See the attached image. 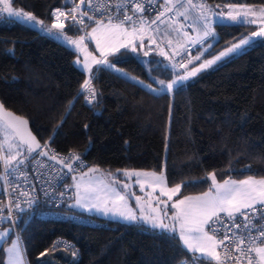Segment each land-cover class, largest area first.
I'll return each instance as SVG.
<instances>
[{
	"label": "trees",
	"instance_id": "trees-1",
	"mask_svg": "<svg viewBox=\"0 0 264 264\" xmlns=\"http://www.w3.org/2000/svg\"><path fill=\"white\" fill-rule=\"evenodd\" d=\"M207 2L264 6V0ZM68 7V0H14V8L33 13L47 28H51L53 11ZM85 26L68 23L63 31L76 39ZM253 29L244 24L214 27V37L205 42L212 41L213 46L204 53L216 55ZM142 43L143 53L138 48L136 56L128 47L109 60L145 83L152 77L170 82L175 74L167 60L156 46ZM197 48L203 49L196 46L190 56L198 54ZM75 58L76 53L60 38H49L40 28L5 13L0 19V101L29 122L41 145L48 142L58 154H78L88 163L83 171L163 172L170 187L182 184L181 196L208 190L210 172L220 182L249 175L264 178V39L178 85L171 94H152L115 70L98 71L93 81L97 99L92 105L80 94L86 76ZM122 173L117 174L119 180ZM108 225L77 226L70 220L39 221L27 216L18 225L21 251L26 264H70L71 259V264L188 260L174 236L142 225ZM58 237L76 247V259L53 249ZM0 264H4L3 247Z\"/></svg>",
	"mask_w": 264,
	"mask_h": 264
},
{
	"label": "snow or ice",
	"instance_id": "snow-or-ice-1",
	"mask_svg": "<svg viewBox=\"0 0 264 264\" xmlns=\"http://www.w3.org/2000/svg\"><path fill=\"white\" fill-rule=\"evenodd\" d=\"M88 6H92V0H87ZM152 3L153 0H148ZM85 4V0H80L78 4L70 9V12H66L61 9L53 11L52 15L54 20L51 28H46L43 20L37 18L33 13L24 11L22 9L14 8V0H0V15L7 13L9 18H15L18 21L28 23L32 27L39 26L40 31L47 37L53 39L63 38V41L68 45H72L76 50L85 54L83 61L82 72L87 73L88 76L81 85V93H87L84 98L89 105L97 99L96 91L93 87V81L95 74L98 71L104 69L115 70L120 73V69L115 63L109 60L110 56H116L120 53L121 49L128 48L132 44V38L140 35L150 25H145L143 22L140 25L139 30L136 29L135 24L132 25L133 30L128 31L127 27L124 26V22H132L133 16L124 14V21L114 22L112 17L109 15L108 22L102 23L103 13L100 8H97V12H101L100 17H95L94 14L90 13L87 8L82 9L81 5ZM127 0H124L122 5H117V8L126 6ZM179 4L178 8H175V16L184 17L188 19L189 9L186 7L181 0H164V4L161 7L164 11H161L151 24H156L157 21L164 23L161 19L166 13H171L174 10V6ZM187 4L191 5L192 8L199 9V15L197 23L193 25V31L197 32L196 37H192L188 32H183L182 35L187 37L188 42L193 45H200L207 51L213 45L211 43H205L208 37H214V27L227 26L231 24H244L252 23L255 24L256 19H249V16L256 17L258 14L251 10V6L237 5L229 3L226 6L229 9H241L240 11H229L228 13H216L211 8L207 0H200L199 4L194 3V0H187ZM173 5V6H168ZM134 12L145 11L144 6L135 2L133 4ZM69 15L73 22L83 24V17L87 16L88 20H94L96 27H92L90 32L86 35H80L78 38L73 39L69 37L63 30L66 25L65 20L69 19ZM259 16L261 20H264V6L261 7ZM63 17V20L61 19ZM174 20L175 17H169ZM52 29H57V32H53ZM179 33V29H174ZM253 37H264V27H260L259 30L253 31L249 37H241L239 42L231 44L230 47L225 48L216 55H212L211 58H205L198 66L193 67L191 70H186L183 73H177L170 82H166L164 79H152L150 83L145 84L144 81H137L135 77H129L126 73L123 74V78L126 81L138 83L140 87L146 89L152 94H160L162 92L173 93L176 91L178 85L186 84L191 78L196 77L199 73L206 71L218 65V62H222L225 58L243 54L249 47L254 46L256 41ZM90 38L96 43V50L100 54V58L92 55L91 52L87 51L85 41ZM155 42V41H150ZM171 44V41H169ZM143 47V43L140 45ZM183 47V45H181ZM133 52L137 49L135 46L131 48ZM204 51H200L197 48L199 54L191 56L187 64H191L193 60L200 61L204 55ZM147 55V52H145ZM164 55V52H161ZM180 55L179 52H174L173 56ZM209 55H211L209 53ZM89 57L91 62H89ZM165 58L168 57L165 55ZM183 56H181V61ZM77 65H80V61H76ZM187 64L177 61L172 64V68H177V65L181 69H187ZM102 66V67H93ZM153 84H158L159 87H154ZM79 95V94H78ZM71 104L69 106V110ZM0 132L3 133L4 141L8 142V154L3 153V146L0 145V160H3L6 171H12L13 162L17 165L25 164L26 159L31 157L34 161L36 156H46L50 160L56 161L61 164L62 167H66L69 172L75 170L76 165L73 162L80 161L81 158L78 154L70 153L66 158L61 159L53 149L50 148V144L46 142L41 143L28 131V121L15 115L11 111L4 108L3 104H0ZM19 141L16 143V141ZM11 141V142H9ZM22 146H25L27 153L22 151ZM15 149V151H13ZM39 150V151H37ZM35 153L36 156L32 154ZM23 156V159L18 157ZM72 161V162H70ZM19 171V169H16ZM98 169H88V172H83L82 176L88 175V173L96 172ZM124 175L128 178L136 177V183L140 185L141 191L145 189V183L152 187L153 191L159 189L161 196H167L168 200L171 201L174 196L181 192L182 184H177L175 187H168L166 178L163 172H141L136 170H124ZM63 178V177H62ZM141 178H144L143 180ZM74 181V187L76 189V203L75 205H69V207H79L85 211L95 210L98 214L102 213L104 216H111L112 219L122 220L124 222H141L150 224L153 229H160L161 232H168L175 234L179 233V239L183 242L184 246L189 252L194 255L200 254V259L203 260L205 257L216 261V264H220V253L217 249L228 245L226 241H230L236 251L244 252L245 249L241 247L246 241L248 242L247 252H255V257H249L248 264H264V227L259 229L256 228L254 222L249 218V215L244 210L250 209L253 212H259L260 209H256L254 206L264 205V178L256 179L249 175L246 179L236 180L231 177L224 179L222 182L218 181L217 176L214 172H210L207 175V179L211 181V186L208 191L198 196H184L182 199L176 200L171 204V208L175 211L169 216L167 211H160L157 216H145L141 214L139 217L137 214L126 204V196L120 191L110 186H105L103 190L97 188L95 185H83L80 182H76V176L72 177ZM112 184L120 183L117 177L113 176L111 180ZM69 186V187H73ZM123 187L127 189L128 183H124ZM82 190V191H81ZM32 191H35L33 189ZM68 191L66 187L65 192L60 195L63 197ZM101 191L103 195H101ZM24 196H29L30 193H22ZM45 195H49L45 191ZM137 206L141 197L136 196ZM34 198H30V202H33ZM158 207V205H157ZM19 208V205H17ZM156 209H154L155 211ZM223 214V215H221ZM243 216L244 223L241 225L239 217ZM165 217H168L173 221L172 226H169L165 222ZM227 217L231 225L225 221ZM9 218H11V209L9 210ZM243 227L244 232L238 231ZM233 229L237 231H233ZM223 230V236L220 235ZM259 233L257 237L254 235L255 232ZM231 233V235H229ZM7 236V232H0V239H4ZM250 238V239H249ZM19 240H13L12 246L6 251L10 254L9 264H21L20 253H19ZM42 255H44L42 253Z\"/></svg>",
	"mask_w": 264,
	"mask_h": 264
},
{
	"label": "built area",
	"instance_id": "built-area-1",
	"mask_svg": "<svg viewBox=\"0 0 264 264\" xmlns=\"http://www.w3.org/2000/svg\"><path fill=\"white\" fill-rule=\"evenodd\" d=\"M77 1L78 3L80 2V0ZM123 2L124 0H92V6L89 7L87 0H85V4L81 5V8H87L88 11L94 14L95 17H100L103 13L102 23L105 24L108 22L109 15L112 17L114 22L124 21V14L126 12L127 15L133 16L134 19L132 22L125 21L124 24H135V26L138 27V30L142 22L146 26L150 25V30L148 27H145L142 35L151 34L152 27L161 23L160 21H157L156 24H151V21L154 20L161 11H164V8L161 7V4L157 0H153L152 3H149L148 0H127L126 6H121L118 9L117 5H122ZM135 2L141 3L144 6L145 11L134 12L133 4ZM181 2L184 3L188 8L187 2ZM178 7L179 4H176L174 6L173 12L166 13L161 19L173 29L180 30L179 33L181 34V37L184 38L186 43V51L181 53L174 63L180 61L187 64V61L190 58V52L193 50L194 46L188 42L187 37H184L182 33L188 32L192 37H196L197 33H191V25L193 26V23L190 15H188L187 20H185L184 17L175 16V8ZM97 8H100L102 13L97 12ZM2 16L3 14L0 15V19ZM84 17L87 18V16ZM169 17H175V19L171 20ZM88 22L96 24L95 19L88 20ZM160 49L168 57L167 51L164 49V47H160ZM181 56H183L182 61ZM177 68L181 69L178 67V65ZM83 94L85 96L87 93ZM55 153L57 152L55 151ZM70 153L57 154L61 159H63L66 158ZM32 155L36 156L35 153ZM81 161L82 165L80 164V161L73 162L76 167L75 170L71 172L72 174L81 173L88 166V163L84 159L81 158ZM11 167V172L6 171L3 160H0V229L4 227L11 228L14 237L19 241V220L27 216L34 217L39 221L70 220L77 226L99 228L109 227L108 222L110 221L98 219L95 216L78 214L73 211L71 207H69L74 197L73 187H69L73 186L70 180L71 174L64 171L55 163L47 160L44 156H36L34 161L31 159V157H28V159L25 161V164L17 165L14 163ZM16 169H19V171ZM66 187L68 188V191L62 197L60 194L65 192ZM33 189H35V191H32ZM45 191L49 195H45ZM25 192L30 193V197L22 195V193ZM30 198H34L33 202H30ZM17 205H19V208H17ZM254 207L256 209H260V211L253 212L250 209H246L244 211L248 213L249 218L254 222L256 228L259 229L264 227V205H257ZM10 209L11 218H9ZM239 220L241 225H243V216H240ZM225 221L231 225V222L228 221L227 217H225ZM233 231L237 230L233 229ZM238 231L244 232L243 227H241ZM223 234L224 233L222 230L220 235L223 236ZM229 235H231V233H229ZM254 235L258 237V231L255 232ZM225 243L228 245L227 248L221 246V248L218 249V252L220 253V264H248L249 257H255V252H247V241L241 245V247L245 249L244 252L236 251L234 245L230 241H226ZM53 249H57L65 255H71V258L76 259V247L71 244L70 241L62 237H58L53 241ZM187 255L188 260L180 264H201L195 256L190 254ZM71 260L70 264L72 263ZM214 264H216V262ZM253 264H255V260L253 261Z\"/></svg>",
	"mask_w": 264,
	"mask_h": 264
},
{
	"label": "rangeland",
	"instance_id": "rangeland-1",
	"mask_svg": "<svg viewBox=\"0 0 264 264\" xmlns=\"http://www.w3.org/2000/svg\"><path fill=\"white\" fill-rule=\"evenodd\" d=\"M157 1H159V3L161 5L164 4V0H157ZM181 1L187 2V0H181ZM68 2H69L71 7H68L66 9H61V10H64L66 12H70V9L72 7H74L75 4H78L77 0H74V1L68 0ZM194 3L199 4L200 0H194ZM168 6H171V5H168ZM210 6L214 10V12H216V13H221V12L228 13L229 11L235 12V11L241 10V9H229L226 5H210ZM247 6H251V10L255 11L258 14L256 17L249 16V19H256L257 22L255 24L244 23V25H252L254 27L253 31H257V30H259L260 27H264V20H261V18L259 16V12H260V9L262 6H258V5H247ZM188 9H189V11H191L195 20L197 21L196 18H198L199 9L198 8L194 9V8H192L191 5H188ZM5 14H7V13H5ZM52 19L54 20V17ZM61 19L63 20V17ZM82 19L84 21V24H86V26H85L86 29L84 28L85 29V35H86L87 32L91 31L92 27H96V24L89 23L86 17H83ZM53 20H52V22H53ZM194 22L195 21H192L193 25H195ZM64 23H65V25L68 23H73L70 15H69V19L65 20ZM124 26L127 27L126 25H124ZM35 27L40 28L39 26H35ZM84 29H83V32H84ZM136 29L138 30V27H136ZM191 29H192L191 33H193V34L197 33L195 31H193L192 25H191ZM128 31L131 32L132 30L128 29ZM83 32H82V34H83ZM251 33L247 37L251 36ZM139 36H140V38L137 41L139 43V45L135 46V45L131 44L129 46L131 48L133 46L136 47L137 51L133 52V53L137 56L139 54L140 48H141L142 53L144 52V49H142L143 47L140 46L142 42H145L147 45L149 44V45L156 46L160 52H162L160 47H164V49L167 51L168 59L165 58V54L163 56L167 60L171 70L173 71V73L175 75L177 73H183L186 70H191L193 67L198 66V64L201 63L203 61V59L208 58L209 56L212 55V54L206 55L204 53V55L201 57L200 61L193 60V62L191 64H187V69H184V71H182V69H178V68L173 69L172 64L175 62L177 57L180 56V55L173 56V53L179 52L181 54V53L186 51V43H185L184 38L181 37L180 33H178L177 31H174V29L171 26H168L166 23H159L157 26L152 27L151 34L142 35V33H140ZM60 39H63V38L61 37ZM141 39H143V40H141ZM208 39H209V37H208ZM252 39L254 41H259V40L264 39V37H253ZM150 41H155V42H150ZM169 41H171V44L169 43ZM209 43L212 44V41ZM85 44H86V48H87L88 52H91L92 55L100 58V54L96 50L95 41L88 38V39H86ZM181 45H183V47H181ZM69 46L76 53L75 65L77 66V68L81 69L82 65H83V61L85 59V54L76 50L74 46H72V45H69ZM196 46H198V45H196ZM196 46H194V48ZM200 51H204V48ZM204 52H206V51H204ZM211 53H213V52H211ZM231 56L232 55L230 54L229 57H231ZM77 60H79L81 62L80 65H77V63H76ZM89 62H91L90 57H89ZM142 62L144 65L147 64V61L145 59H142ZM193 63H197V64L195 66L191 67L190 65H192ZM93 67L95 68L98 66L93 65ZM119 74L123 75V74H125V72H123L121 70ZM85 76L87 78L88 74L85 73ZM129 77H131V76H129ZM150 79L152 80V79H156V78L152 77ZM136 80L140 81L138 79H136ZM145 84H147V83H145ZM153 86L159 87L158 84H153ZM169 94H171V93H169ZM171 111H172V102L170 104V113H169V117H168V129H169V125H170ZM9 142H11V141H9ZM16 143H18V142L16 141ZM0 145L3 146V153L5 155H7L8 154V142L4 141V136H3L2 132H0ZM13 151H15V149H13ZM22 151L25 153L24 147H22ZM166 155H167V146H166V150H165V154H164V160L166 158ZM22 157L23 156L18 157V159H21ZM14 163L15 162H13V164ZM136 171H140V170H136ZM83 172H88V170L87 171L85 170ZM122 172H118V173H122ZM141 172H146V171H141ZM82 173H78V174L74 173L71 176L73 177L75 175L77 178L76 182H80L83 185H95L97 188H99L101 190H103L105 186H110V187L115 188L116 190L120 191L122 194H124L126 196V201L124 203H126L137 214L138 217L141 214H143L145 216H157L158 217V214L160 211H167L169 216H170L175 211L174 209L171 208V204L174 203L176 200L182 199L184 197V196H181L180 193H178L176 196H174L172 198L171 201H169L167 196H161L160 195L159 189H157L156 191H153L152 187L148 186L147 183H145V189L143 191H141L140 185L136 183V177L133 176L131 178H128L124 175V172L122 173L123 179H120V180L117 177V174H118L117 172L108 173V172L96 171V172L88 173V175H86V176H82ZM113 176L117 177L118 180L120 181V183L112 184L111 180H112ZM72 177H71V183H72V185H74V181H73ZM141 179L143 180L144 178H141ZM124 183L129 184V187L127 189H125L123 187ZM166 183H167V181H166ZM167 186L170 187L168 184H167ZM210 186H211V181H210ZM73 193H74V197H73V200L71 202V205H75V203H76V196H75L76 189L74 186H73ZM101 195H103L102 191H101ZM136 196L141 197V199L139 201L140 202L139 206H137V202L135 201V199H133V197L135 198ZM187 196H190V195H187ZM157 205H158V207H157ZM142 206H144V208H141ZM71 208L73 209V211H75L76 213L81 214V215L95 216L98 219H103L105 221H115L114 219L111 218V216L106 217L102 213L98 214L95 210L89 212V211H85L79 207H71ZM154 209H156V210L154 211ZM164 219H165V222L169 224V226H172L173 221L171 219H169L168 217H165ZM116 220H118V219H116ZM119 221H122V220H119ZM122 222H124V221H122ZM132 223L148 226L151 228L150 224H146L143 221H141L139 223H137V222H132ZM151 229H153V228H151ZM153 230H155V229H153ZM0 232H7V236L4 239H0V247H3V249H4V264H9L10 254L6 250L12 246V241L17 240V239L14 237L13 232H12L11 228H9V227L1 228ZM157 232L162 233L160 229H157ZM163 233L168 234L170 236H174L178 240V242L180 240L178 231L175 234L168 233V232H163ZM18 247H19L21 264H25L26 261H25L24 255H22L20 241H19Z\"/></svg>",
	"mask_w": 264,
	"mask_h": 264
},
{
	"label": "crops",
	"instance_id": "crops-1",
	"mask_svg": "<svg viewBox=\"0 0 264 264\" xmlns=\"http://www.w3.org/2000/svg\"><path fill=\"white\" fill-rule=\"evenodd\" d=\"M125 25V24H124ZM127 26V28L128 29H131V30H133V28H132V25H126ZM89 27V26H88ZM86 29V28H85ZM85 29H84V32H83V34L82 35H85ZM54 31H58L57 29H53ZM130 32V31H129ZM139 38H140V36L138 35V36H136V37H134V38H132V45H136V43H138L137 41L139 40ZM62 41H63V39H61ZM141 40H143V39H141ZM86 42V41H85ZM65 44H67L66 42H65ZM68 45V44H67ZM131 45V44H130ZM69 46V45H68ZM70 47V46H69ZM97 57V56H96ZM98 58V57H97ZM247 177H245V178H241V179H246ZM256 179H261V178H257V177H255ZM241 179H237V180H241ZM209 190V189H208ZM208 190H206V191H208ZM206 191H204V192H206ZM204 192H202V193H204ZM202 193H200V194H196V195H192V196H198V195H201ZM191 196V195H190ZM133 199H135L134 197H133ZM135 201L137 202V200L135 199ZM139 204H140V202H139ZM71 205V204H70ZM257 205H259V204H257ZM257 205H255V206H257ZM141 208H144V206H142ZM72 209V208H71ZM103 220V219H102ZM110 222H116V223H119V224H122V225H126V226H129V225H140V224H136V223H128V222H122V221H119V220H115V221H110ZM142 226H144V225H142ZM145 227H148V226H145ZM152 228V227H151ZM156 231H157V229H155ZM166 235H168V234H166ZM178 241V240H177ZM178 244H179V246L181 247V249L185 252V253H187V254H190V255H193V256H195L198 260H199V262L201 263V264H214L216 261H212V260H210V259H208V258H204L203 260H201L199 257H200V254L199 253H196L195 255L192 253V252H189L187 249H186V247L184 246V244L179 240V242H178ZM217 251H218V249H217Z\"/></svg>",
	"mask_w": 264,
	"mask_h": 264
},
{
	"label": "water",
	"instance_id": "water-1",
	"mask_svg": "<svg viewBox=\"0 0 264 264\" xmlns=\"http://www.w3.org/2000/svg\"><path fill=\"white\" fill-rule=\"evenodd\" d=\"M0 104H2V102L0 101ZM4 106V105H3ZM5 108V107H4ZM6 109V108H5ZM7 110V109H6ZM9 111V110H8ZM12 112V111H11ZM13 113V112H12ZM15 114V113H14ZM16 115V114H15ZM28 131H30L31 133H32V135L33 136H35L34 135V133L31 131V128H30V125H29V122H28ZM36 137V136H35ZM36 139H37V137H36ZM38 140V139H37ZM17 142H19L18 140H17ZM22 147H24L25 148V150L27 151V149H26V147L25 146H22ZM37 151H39V150H37ZM47 160H49V161H51V162H53V163H55L56 165H58L59 167H61L64 171H66L67 173H69V174H72L71 172H69L68 171V169L66 168V167H62V165L61 164H58V163H56V161H54V160H50V159H48V157H46V156H44Z\"/></svg>",
	"mask_w": 264,
	"mask_h": 264
},
{
	"label": "bare ground",
	"instance_id": "bare-ground-1",
	"mask_svg": "<svg viewBox=\"0 0 264 264\" xmlns=\"http://www.w3.org/2000/svg\"><path fill=\"white\" fill-rule=\"evenodd\" d=\"M188 15H190V18L192 19V21H195L194 24H196L197 21L195 20L193 14L190 11H188Z\"/></svg>",
	"mask_w": 264,
	"mask_h": 264
}]
</instances>
